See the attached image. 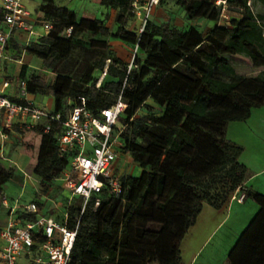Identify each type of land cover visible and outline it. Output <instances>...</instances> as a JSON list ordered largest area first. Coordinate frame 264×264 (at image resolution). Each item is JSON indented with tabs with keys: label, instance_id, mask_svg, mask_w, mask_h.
<instances>
[{
	"label": "trees",
	"instance_id": "1",
	"mask_svg": "<svg viewBox=\"0 0 264 264\" xmlns=\"http://www.w3.org/2000/svg\"><path fill=\"white\" fill-rule=\"evenodd\" d=\"M133 1L101 0L118 9L112 32L105 20L79 18L74 9L42 0L41 20L50 23L51 30L11 54L18 59L25 50L55 75L48 82L37 71L26 73L23 65L20 76L27 80L30 94L52 95V110L64 118L82 104L81 97L97 117L119 95L128 104L116 126L123 129L118 152L130 153L142 172L138 176L118 172L123 183L119 197L104 188L92 196L83 214L81 197L68 207L69 226L76 227L80 220L70 264H144L146 250L155 252L159 264H185L181 245L204 204L224 207L246 178L247 168L240 160L244 147L228 138L229 123L245 121L254 108L264 106V0H251V5L249 0H228L225 11L234 16L228 24L221 23L223 9L215 0H176L190 19L216 23L207 35L197 25L183 29L151 18L142 31L141 25L131 29L130 20L136 18ZM3 16L0 8V21ZM85 34L91 36L87 44L79 41ZM107 36L138 47L132 68L109 46L103 38ZM77 46L98 59L82 75L72 76L64 66ZM237 55L247 56L260 72L238 73L231 62ZM108 60L107 73L101 77ZM142 107L147 110L141 113ZM61 131L60 123L47 132L41 125L24 139L26 153L35 158L31 171L43 193L49 194L73 157L59 152ZM14 175L15 168L0 161V192ZM170 178L175 180L172 194L166 192ZM245 197L254 199L259 209L227 261L264 264V194L250 190ZM33 201L40 209L46 205L38 198Z\"/></svg>",
	"mask_w": 264,
	"mask_h": 264
},
{
	"label": "built area",
	"instance_id": "2",
	"mask_svg": "<svg viewBox=\"0 0 264 264\" xmlns=\"http://www.w3.org/2000/svg\"><path fill=\"white\" fill-rule=\"evenodd\" d=\"M161 2L162 0L133 1L131 10L142 23L140 31ZM215 2L222 6L223 16H227L225 10L228 0ZM248 4L251 5V0ZM1 9L4 16L0 21V76L3 63L9 58V42L15 31L25 29L30 34L36 33L34 26L28 21L31 13L25 0H1ZM44 28L48 34L52 25L45 22ZM70 32L71 29L68 30ZM109 63L110 60L107 61L102 76L107 73ZM132 67L133 61L129 69ZM10 85V80L0 83V161L10 160L5 150L15 124L18 123L24 129H32L41 121H45L43 125L46 132L54 123L62 125V131L58 135L59 152L61 155L72 153L73 157L70 166L61 176L69 189L61 219L42 214L34 201L23 204L19 199L13 203L8 199L4 200L8 219L0 231V264H70L80 220L78 219L76 227L69 226L68 207L77 197H81L83 214L92 196L104 188L113 197H119L123 193V183L115 166L123 129L116 126L128 104L119 95L117 101L103 109L97 117L86 109V99L81 97L82 104L70 109L64 118L61 112L37 106L34 99L28 97L26 79L19 83L25 102H17L11 98L8 91ZM242 189L239 186L235 190L232 201L243 202L245 192L242 193ZM29 214H36V219L21 216Z\"/></svg>",
	"mask_w": 264,
	"mask_h": 264
},
{
	"label": "rangeland",
	"instance_id": "3",
	"mask_svg": "<svg viewBox=\"0 0 264 264\" xmlns=\"http://www.w3.org/2000/svg\"><path fill=\"white\" fill-rule=\"evenodd\" d=\"M58 4L60 5H69L74 9L79 17H82L84 14L85 9H89V4L91 2H88L87 0H74L71 2L70 0H57ZM104 13L100 14V18H105L106 24L110 26L111 28H115V22L110 21V19H107V11L109 8H105ZM38 11V10H37ZM227 16L221 17L222 24H228L230 20L234 17L229 12L226 13ZM151 19L155 22L161 23V22H170L173 25H176L178 27H181L183 29H186L191 24H195L199 26V28L203 31L205 35L208 34V32L215 26V24H205L209 20L206 18H197V19H190L185 12V10L176 3V0H167L164 2L161 6L158 5L154 8ZM211 22V21H209ZM129 27L135 28L137 25H141V21L131 19L129 23ZM112 30V29H111ZM114 30H112L113 32ZM89 37H91L88 34L81 35L80 42L83 44H87V40ZM98 38H101L100 35L97 36ZM105 38L109 46L112 47L110 42L113 40V37L107 36L103 37ZM116 51L118 52V55L121 56L124 60L129 61V65L133 61L134 57L139 55V52H137V48L132 46V49H125L122 48L119 44L115 47ZM98 57L93 58L90 57L89 54L84 51L83 48L77 46L75 50V54L65 62V71L72 75L77 76L78 74H83L85 71L87 65L89 63H96ZM231 62L235 66L236 70L240 74L245 75H256L260 72L261 68L256 67L252 64L251 60L245 56V55H237L231 58ZM34 68H30L29 73L33 71H37V73H40L48 82H52L55 78V75L50 71H44L42 69V61L38 59L37 57L34 59V64L32 65ZM100 72L97 70L95 72V75H99ZM103 77V76H101ZM34 102L37 106H40L42 108H46L48 110L53 109V96L48 94H36L33 95ZM147 110V107H142L141 113L145 112ZM254 112L252 116H250L245 121H240L243 125V127H249V128H258L262 133H264V106L260 108H254ZM156 113H160L159 109H154ZM252 118V119H251ZM251 119V120H250ZM263 122L261 126L259 125V122ZM244 123V124H243ZM261 127V128H260ZM238 133V131L236 132ZM33 134L32 130L25 129L22 131L20 135H16L14 138H12V146L8 147L6 146L5 153L10 158V160H1V162L7 166V167H13L15 168V175L14 177L8 181L3 186L2 192H0V230L2 227L6 224V221L8 219L7 214V208L4 205V200L9 199L14 202V199L18 198L21 203H26L31 201L35 196H37V193L41 192V187L39 186L37 177L34 176L32 173V168L35 163V158L31 155L27 154L25 151L26 142L24 139L27 136H30ZM251 134V133H250ZM250 134H242L238 135L239 139H241V143L245 146L253 145L251 140L254 138L252 136H249ZM264 136V134H262ZM264 140V139H263ZM241 143H238L242 145ZM243 146V145H242ZM250 148V147H249ZM249 151H253V148H250ZM250 156H253L252 153H250ZM115 166L117 168V172L120 174H132L135 176H138L142 172V168L133 160L130 153H119L116 161ZM30 175V177H28ZM173 181H175L173 178H170L166 192L172 194V185ZM55 184L58 185H64L65 182L57 179L55 181ZM235 192V191H234ZM234 192L231 193L229 200L226 204H229L232 202V196L234 195ZM64 186H58L56 188L54 185L49 191V196L51 197H60L62 199L64 197ZM246 197H244L245 201ZM237 201V200H236ZM211 205L209 203H205L203 210L198 216V219L196 223L191 226L189 229V232L185 236L182 245V257L185 260H188L189 257H191L193 254L198 252V263L197 264H208V263H218L223 260V258L228 255L229 251L231 250L232 246L235 244L237 239L231 244V247L229 251H227V246L229 245V238L224 237L223 234L226 231V226L222 228L219 232L218 230L210 237V239L204 244L205 238L210 234L215 227L216 220L219 218L218 214H215V217H212L211 211ZM48 206H45L44 209L47 210ZM214 208V207H213ZM217 209V208H214ZM58 212L55 214L57 215ZM212 218V219H211ZM250 222V221H249ZM247 223V225L249 224ZM230 224V223H229ZM246 225V226H247ZM244 230V229H243ZM218 232V233H217ZM224 238L223 241L220 242V239ZM231 239V238H230ZM233 240V238L231 239ZM231 242V241H230ZM2 244V239L0 238V245ZM226 253V254H225ZM143 261L144 264H159L158 258L154 251L152 250H146L143 252Z\"/></svg>",
	"mask_w": 264,
	"mask_h": 264
},
{
	"label": "crops",
	"instance_id": "4",
	"mask_svg": "<svg viewBox=\"0 0 264 264\" xmlns=\"http://www.w3.org/2000/svg\"><path fill=\"white\" fill-rule=\"evenodd\" d=\"M70 1L73 2L74 0H70ZM87 1L91 2L89 4L90 8L84 10V14L82 17H79V16L78 17L79 18H89V19L98 18L101 20H105V18H100L99 15L104 13L103 7L109 8V10L107 11V17H108L107 19H110V21L115 22V28H111L110 26L109 27L112 30H116L117 28L116 15H117L118 9L115 6L107 7L105 5H102L101 0H87ZM166 1L167 0H163L159 5L161 6ZM25 2L27 5V8L29 9L31 13L28 21L30 24L34 26L36 33L30 34L29 31L25 29H19L15 31V33L13 34L9 42V48H8L9 58L6 59L3 63V71L0 76V83H2L5 80L11 81L10 88L8 89L9 93L11 94V97H19V98H23L22 94L20 93V89H19V83H20V80H22L20 76L21 71L23 70L22 67L23 65H26L27 66L26 73H29L30 68L31 67L34 68L32 65L34 64V59L36 57L33 56L32 54H29L28 52H25V50H23L21 55H19L18 59L13 58L11 54L16 53L18 49L21 50L23 46H26L30 41L35 40L37 37L46 34V30L44 28L45 22L41 20L42 11L39 8L42 0H25ZM55 2L58 6H67V5L58 4L57 0H55ZM67 7L72 9V7H70L69 5ZM0 8H1V0H0ZM135 20L138 21L137 18H135ZM211 23L212 21L211 22L208 21L205 24L209 25ZM212 24H216V23L213 22ZM137 27H140V26L137 25ZM110 44L112 45V48L114 50H116L115 47L117 46V44H119L122 48H125L127 50L130 48L132 49V46H130L129 44L122 42L119 39H115V38H113ZM140 56L143 57L144 54L140 53ZM28 97L31 99H34L33 95L30 93L28 94ZM53 105H54V99H53ZM253 112L254 110L252 111V114ZM43 124H45V121H41L37 126H41ZM241 124L242 123H240V121H232L229 123L228 129H227L228 138L236 143H241L242 141L241 139L238 138L239 137L238 135H242V134L247 135L251 133L249 136L254 137L251 140L253 145H250L247 147L241 143L244 147V151L240 157V160L246 165V168H247L246 178H245V181L243 182V189L241 192L243 193L245 191L252 190V191H258L264 194V140H263L264 136L262 135L264 133H262L258 128H256V130L255 128L254 129L249 128V127L246 128V127H243V125ZM261 124H263L262 121L259 122L260 126ZM262 128L264 129L263 126ZM34 129L35 128H32L30 130H34ZM24 130L25 129L21 128V126H19L18 123L15 124L14 131L12 132L10 139L8 140L6 146L11 147L12 138H14L16 135H20L22 131ZM237 131L238 133H236ZM249 147L253 148L252 152L249 151L250 149ZM250 153H252L253 156H250ZM116 171H117V168H116ZM59 179L64 181L65 184L64 185L54 184V186L56 188H58V186H62V187L64 186V193H63L64 197L62 199H60L59 196L55 198L51 197L49 196L48 193H43L40 191L37 193V196L33 198V199L38 198L44 201L46 204L45 206H48L47 210H45L44 208L40 209L42 214L56 216L55 214L56 212H58L57 215H61L63 212L64 205L69 197V189H68L66 181L62 177ZM16 199H14V201ZM33 199L29 202H32ZM8 201L12 202L9 199ZM29 202H26V203H29ZM258 209H259V205L254 199L250 197H247L245 201L243 202H238L236 200H233L232 202H230L229 204H226L224 207L220 209H214L213 207H211L210 209L211 211H209L211 213L209 214H211L212 217H215V214H218L219 218L216 220V224L212 232L208 234V236L205 238L204 244L210 239V237L217 230L219 232L222 228L226 226V231L224 232L223 236L229 238V242H227L229 243V245L226 248L227 251H229L231 244L237 239L238 235L241 233V231H243L247 223L251 221V219L254 217ZM48 211H51L52 214L49 213ZM230 238L231 239L233 238V240H231ZM223 240L224 238L222 237V239H220V242ZM198 252L199 251H197L195 254L189 257L188 260L183 259L184 263L185 264H197L199 260ZM227 256L228 255L226 254L223 260L218 263L215 262V263H208V264H228Z\"/></svg>",
	"mask_w": 264,
	"mask_h": 264
}]
</instances>
